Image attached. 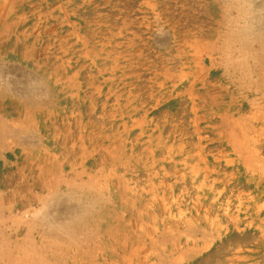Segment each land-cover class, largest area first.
I'll return each mask as SVG.
<instances>
[{"label":"rangeland","instance_id":"rangeland-1","mask_svg":"<svg viewBox=\"0 0 264 264\" xmlns=\"http://www.w3.org/2000/svg\"><path fill=\"white\" fill-rule=\"evenodd\" d=\"M245 1L0 0V108L44 102L15 155L57 200L31 242L0 218V264H264V52L232 22ZM14 168L0 160L1 193Z\"/></svg>","mask_w":264,"mask_h":264},{"label":"crops","instance_id":"crops-1","mask_svg":"<svg viewBox=\"0 0 264 264\" xmlns=\"http://www.w3.org/2000/svg\"><path fill=\"white\" fill-rule=\"evenodd\" d=\"M237 8L244 9L245 14H241L239 18L232 19V22L239 25L245 24L248 40L261 41V49H263L264 52V0H246L244 4H238ZM36 99L28 98L21 102L18 101L21 107L17 109L18 112L16 115L8 112L12 111L10 107H14V104L17 103L15 101H9L7 103H4L5 101L1 102L5 104V107L0 108L2 112L0 113V146L5 148V150H0V152L4 151L5 153H11L9 149L11 144H13V148H15L14 154L9 156L10 160H8L7 156H0V160L4 165H15L12 174L16 176L12 190L10 191L8 189L5 193L0 192V215L4 216V214H9L7 215V219L9 220L7 228L10 230V227L12 228L14 224L13 231H20L21 237L28 242L33 241L32 236L34 237L36 234L42 233V218L48 213V208L57 205L55 196L52 199L51 197L53 194L47 193V182L45 178L42 177L41 171L40 173L38 172V174H34L33 170L35 168L33 169L32 165L28 166L31 159L28 158L26 161L24 160L19 166L17 162L18 156L15 155V152H17L16 148L22 147L20 153L25 151L34 152L32 149L36 148L34 147L35 144H26L25 141L18 138L20 136H31V132L29 131L35 129L37 126L35 125L34 119L37 114L36 110H38L36 106L42 105L44 102L41 98ZM4 113L8 115L5 116ZM25 148H27V150H25ZM1 154L2 153H0V155ZM54 179L55 178L49 182L51 188H54V186L58 184L56 183L57 181L54 182ZM33 184H38L37 190H35L34 187H29ZM51 194L52 196L48 197V195ZM10 197L12 200H10ZM51 199L53 204H51ZM20 201L25 204L23 206L25 211L29 212L23 215V218L19 212H17V214L13 213L16 204ZM56 227V231H58L60 225Z\"/></svg>","mask_w":264,"mask_h":264},{"label":"bare ground","instance_id":"bare-ground-1","mask_svg":"<svg viewBox=\"0 0 264 264\" xmlns=\"http://www.w3.org/2000/svg\"><path fill=\"white\" fill-rule=\"evenodd\" d=\"M0 217H1V219H2V216L0 215ZM12 219V218H11ZM4 220V219H3ZM9 240V239H8ZM11 242V241H10ZM8 243V242H7ZM6 250V249H5ZM20 252V251H19ZM25 253V252H24ZM2 255V254H1ZM4 256V255H3ZM2 258V257H1ZM3 259V258H2ZM8 259H10V258H8ZM4 260H7L6 259V257H5V259ZM8 261V260H7ZM1 262V261H0Z\"/></svg>","mask_w":264,"mask_h":264}]
</instances>
